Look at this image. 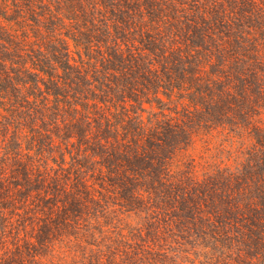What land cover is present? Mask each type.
Masks as SVG:
<instances>
[{
	"label": "trees",
	"instance_id": "16d2710c",
	"mask_svg": "<svg viewBox=\"0 0 264 264\" xmlns=\"http://www.w3.org/2000/svg\"><path fill=\"white\" fill-rule=\"evenodd\" d=\"M161 242L264 264V0H0V264Z\"/></svg>",
	"mask_w": 264,
	"mask_h": 264
},
{
	"label": "rangeland",
	"instance_id": "374dc122",
	"mask_svg": "<svg viewBox=\"0 0 264 264\" xmlns=\"http://www.w3.org/2000/svg\"><path fill=\"white\" fill-rule=\"evenodd\" d=\"M209 148H212V146ZM191 152L194 156L204 153L205 150L203 149L202 142L197 140ZM116 214L119 219H124L131 227L139 228L143 224L140 219L134 216H122L120 212ZM164 244L161 242L159 244L160 246H155L152 255L144 253V256H140L141 260L132 257L133 255L130 252L124 256L121 253H119V256H115L116 254H114L115 264H147V262H150V264H237L233 261L219 259L218 255L193 242L184 245H177L170 242ZM121 248L122 246L118 250L120 251Z\"/></svg>",
	"mask_w": 264,
	"mask_h": 264
}]
</instances>
